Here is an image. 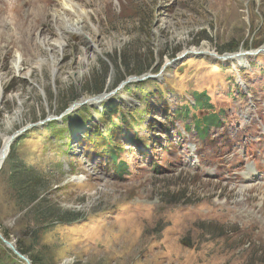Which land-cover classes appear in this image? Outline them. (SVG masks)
Listing matches in <instances>:
<instances>
[{
  "label": "rangeland",
  "instance_id": "rangeland-1",
  "mask_svg": "<svg viewBox=\"0 0 264 264\" xmlns=\"http://www.w3.org/2000/svg\"><path fill=\"white\" fill-rule=\"evenodd\" d=\"M73 1L80 35L59 0H0V149L35 125L0 167V233L35 264H264V0ZM15 51L24 71L40 67L14 74ZM109 100L139 122L123 174L80 141L108 127L95 111ZM216 112L201 139L192 122ZM13 161L40 203L21 207ZM0 264L25 263L0 241Z\"/></svg>",
  "mask_w": 264,
  "mask_h": 264
},
{
  "label": "trees",
  "instance_id": "trees-1",
  "mask_svg": "<svg viewBox=\"0 0 264 264\" xmlns=\"http://www.w3.org/2000/svg\"><path fill=\"white\" fill-rule=\"evenodd\" d=\"M114 66H116V63H114ZM125 79V76L123 75L120 77V82ZM159 102L162 103L164 100L162 98V94L159 95ZM194 104L193 108H196L198 106H202L205 104V101L207 100V97L204 93H199L194 96ZM109 104L103 103L102 105V111L97 112L95 111L96 116L99 114V120L100 122L107 121L106 126H108L105 131H102L97 125H92L90 128H86L84 130V137L86 140H80L81 142H85L84 145H88L90 149H85L84 152H87L89 156H100V157H106L108 159V168L113 169L116 174H123L126 171V164L123 161L119 160V153L120 151V145L122 139H127V141L130 144L133 145H141V140L139 139V136L137 134V130L139 129V122L138 118H136L132 113L126 116H120L122 115V111L120 108V103L116 102L115 100H109ZM84 107H88L87 105H84ZM181 114L184 116H188L187 109H180L175 110L170 118H174L177 116H181ZM115 115H119L118 117L120 119V123L116 124L114 122ZM128 117V118H127ZM168 117V116H167ZM177 119V118H176ZM201 119L203 121H201ZM217 120V121H216ZM219 113H209L207 115H201L198 119L194 120L192 122L193 128L195 129V134L202 138H205L208 131V125L209 124H215L219 123ZM156 125H159V123L155 122ZM216 124V125H217ZM187 131H190V126L184 125ZM157 127H153V129H156ZM191 132V131H190ZM155 143L154 140L151 138L150 141H147V144ZM94 154V155H92ZM12 159V149L10 150L9 154L7 155L5 162ZM12 166H14L13 171L11 170V176H10V184L12 189L16 191L20 199L25 198V201L23 202L22 208L25 207L28 203H32L36 200H38V203L41 202L42 198H39L41 195L40 193L34 194L35 188L32 186L33 180H27V177L21 178L18 174L20 172V168L15 167L14 161L12 163ZM38 178V177H37ZM35 180V179H34ZM32 187V188H31ZM24 219V218H23ZM45 224V221H38L37 222V228H41ZM18 225V224H17ZM29 233L21 234V236L18 238V242H29V241H36V232L33 231H26ZM5 238L8 239V236L6 234H3ZM17 250L24 254L26 251L22 249L21 247H18ZM32 264H35L33 259L30 257Z\"/></svg>",
  "mask_w": 264,
  "mask_h": 264
},
{
  "label": "bare ground",
  "instance_id": "bare-ground-1",
  "mask_svg": "<svg viewBox=\"0 0 264 264\" xmlns=\"http://www.w3.org/2000/svg\"><path fill=\"white\" fill-rule=\"evenodd\" d=\"M59 5L62 9L61 14H63L66 18L69 17V15H75V18H67L68 21L66 20L64 24V30H67L70 33H78L79 35L82 33V27L83 25V20H82V16H86V11L85 9L78 4L77 2L73 1V0H59ZM70 13V14H69ZM69 21H71L70 23H68ZM62 24V25H63ZM64 30H62L60 32V38L58 40H55V43L57 44L56 47L58 49H60L61 47V40H62V34L64 33ZM239 55H236L234 58L238 57ZM244 64H246L245 61H242ZM242 63V64H243ZM39 66L41 65V62H36V64H30L29 66L26 67V70L24 71V68L22 66L21 63V56L20 53L15 51V56L14 59L12 60L11 63V69L13 71L14 74L17 75H29V73H31V69L33 68V66ZM2 146H6L8 143V138H3V142H2ZM2 162L1 161V154H0V165L2 166ZM250 174V171L247 173Z\"/></svg>",
  "mask_w": 264,
  "mask_h": 264
},
{
  "label": "water",
  "instance_id": "water-1",
  "mask_svg": "<svg viewBox=\"0 0 264 264\" xmlns=\"http://www.w3.org/2000/svg\"><path fill=\"white\" fill-rule=\"evenodd\" d=\"M238 54H225L223 55L221 58H228V59H232L234 58V56H236ZM131 79H135V77H130L128 78L126 81L122 82L120 84V86L124 85L126 82H128L129 80ZM137 79V78H136ZM119 86V88H120ZM100 98L99 96L97 97H94V98H89V99H86L84 101H81V102H76V103H73L70 105V107L66 110V111H72L73 109H75L77 106L79 105H82V104H86L90 101H100ZM49 119H54V118H46L44 121L42 122H38V124L36 125H41L42 123H44L45 121H49ZM32 126H35L34 124H28L26 125L25 127H23L22 129H20L19 131H16L15 133H13L11 136H8V137H5V138H8V143L6 146H2L1 149H0V154H1V161L4 162V160L6 159L7 155L9 154V150H10V145L12 144V142L21 134H23L27 129L31 128ZM3 144V143H2ZM2 162V164H3ZM1 167V165H0ZM0 241L3 243V245H5L14 255H16L20 260H22L25 264H32L31 261L23 254H21L17 248L15 247L14 243L12 241H8L4 236L3 234L0 233Z\"/></svg>",
  "mask_w": 264,
  "mask_h": 264
}]
</instances>
